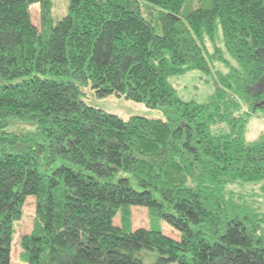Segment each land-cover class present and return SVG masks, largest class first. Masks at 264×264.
I'll use <instances>...</instances> for the list:
<instances>
[{
    "label": "trees",
    "instance_id": "16d2710c",
    "mask_svg": "<svg viewBox=\"0 0 264 264\" xmlns=\"http://www.w3.org/2000/svg\"><path fill=\"white\" fill-rule=\"evenodd\" d=\"M54 7L0 0V264L12 262L30 196L26 264H148L146 249L151 264H264V130L246 136L264 112V0H68L61 16ZM191 69L215 74L205 102L173 85ZM85 84L163 116L88 104ZM16 122L35 128L8 129ZM133 205L148 208L149 226L132 228Z\"/></svg>",
    "mask_w": 264,
    "mask_h": 264
},
{
    "label": "rangeland",
    "instance_id": "374dc122",
    "mask_svg": "<svg viewBox=\"0 0 264 264\" xmlns=\"http://www.w3.org/2000/svg\"><path fill=\"white\" fill-rule=\"evenodd\" d=\"M55 7L54 13L61 16L66 12V5L68 0H54ZM32 19L36 24L40 22V5L33 4L31 7ZM209 45V44H208ZM210 49L211 46L209 45ZM217 66L226 71L225 65L219 62ZM225 69V70H224ZM173 85L180 97L186 100H195L197 102H205L209 99L210 95L214 92L217 83L215 74H204L199 69H191L180 75L172 78ZM82 98L91 105L103 108L104 110L116 113L122 117H129L135 114L147 116H163L162 111L158 108H149L144 103L136 102L126 98L123 95H108L105 97L97 96L94 89L90 84L82 85ZM35 125L32 123L16 122L9 125L8 129L11 130H33ZM264 130V112L258 109V113L250 117L246 136L248 139L256 138ZM251 187L258 188L257 184H247L245 188L241 186H234L235 189H242L244 191L250 190ZM260 198V204L264 209V197ZM35 213V198L30 196L27 198L24 206L23 217L16 223V231L12 242V262L11 264H26L20 258L21 246L20 237L23 233L29 232L32 229L33 218ZM132 228L147 227L151 224V217L146 206L131 207ZM115 222L120 224L121 218L119 215L115 217ZM161 225L165 233L171 236H178L175 231L167 222L161 220ZM156 256V252L146 249V262L151 264ZM170 264H177L172 262Z\"/></svg>",
    "mask_w": 264,
    "mask_h": 264
}]
</instances>
